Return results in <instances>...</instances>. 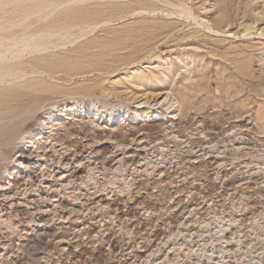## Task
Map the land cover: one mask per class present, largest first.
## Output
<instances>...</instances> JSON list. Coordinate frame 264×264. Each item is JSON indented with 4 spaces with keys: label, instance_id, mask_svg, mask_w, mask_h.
Segmentation results:
<instances>
[{
    "label": "rangeland",
    "instance_id": "1",
    "mask_svg": "<svg viewBox=\"0 0 264 264\" xmlns=\"http://www.w3.org/2000/svg\"><path fill=\"white\" fill-rule=\"evenodd\" d=\"M168 91L58 117L0 264H264V0H0V177L53 112Z\"/></svg>",
    "mask_w": 264,
    "mask_h": 264
},
{
    "label": "bare ground",
    "instance_id": "2",
    "mask_svg": "<svg viewBox=\"0 0 264 264\" xmlns=\"http://www.w3.org/2000/svg\"><path fill=\"white\" fill-rule=\"evenodd\" d=\"M22 21H24V20H22ZM26 39H27V37H26ZM21 41H23V40H21ZM154 98H156V99H153L154 106H152V108H150L148 110L142 109V107H143L142 101H144V100H145V102L149 101L147 96H142L136 102L138 105H137V109H135V110H131L130 108H127V106H123L124 110L121 109L119 111V109H115L112 106L106 107L102 110H98V109L95 110L94 104H92L91 107H88V108H86V107L79 108V107H77V105H72L69 108H66L64 110H60L58 112V114L53 112L48 117H46V118L44 117V119L42 120V124L38 128V130L35 129V127H28L26 133L25 134L22 133L21 143H23V144H21L20 147H18V151L20 153L17 155V157L10 160V164L6 167L4 173L0 177V191L2 192V195H10V193L12 192V189H13L12 186H13L14 181L16 180L18 169H19V167L24 166L23 163L25 162V160L23 159L24 156H22V155H24L25 152H29L31 150V148H33V147H35V148L41 147V146H39V144L41 143V140L44 137L47 138L50 135V133L53 129V126L57 123V121L59 119L58 117H61L62 115L65 114L64 111H66V113L67 112H69V113H80V114H83L84 116H88L89 118L96 119V120H99V119L104 118V117H105V119H106V117H108L109 120H111V119H115V117L117 115H120L121 117H125V116L129 117L131 114L132 115L144 114V115H151L152 116L155 114V112L158 110L159 107H164L165 109L170 110L169 112L172 114L176 113V111L178 110V103L170 91H168V92H157L155 94ZM23 102H25V101H23ZM158 105H160V106H158ZM26 150H28V151H26ZM25 166H27L26 163H25ZM91 170L92 169H90V171Z\"/></svg>",
    "mask_w": 264,
    "mask_h": 264
}]
</instances>
